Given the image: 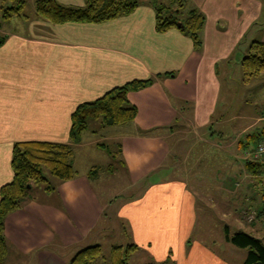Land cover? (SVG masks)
<instances>
[{
    "label": "crops",
    "instance_id": "0c3cea01",
    "mask_svg": "<svg viewBox=\"0 0 264 264\" xmlns=\"http://www.w3.org/2000/svg\"><path fill=\"white\" fill-rule=\"evenodd\" d=\"M56 1L66 7L86 6L85 0ZM141 1L145 4L130 15L100 25L52 26L37 16L5 24L0 20V34L9 31L3 34L6 41L0 47V192L14 179L15 145L46 142L81 147L86 138H96L109 128L87 130L73 144L72 116L80 105L129 83L154 79L153 86L129 93L138 115L130 124L112 127L122 128L114 151L92 144L113 159L122 158L129 187L143 190L125 200L113 218L129 224L139 250H149L159 264L169 260L230 264L213 247L190 242L191 222L196 219L199 191L215 188H207L209 171L217 169L203 168L208 162L206 150L210 153L206 144L218 138L224 145L216 149L231 151L232 143L221 140L222 134L216 137L208 131L216 126L223 86L231 91L251 45L264 43V33L257 34L264 31V0H188L187 10L206 19L201 52L177 29L158 33L155 10L148 4L151 0ZM261 113L250 118L244 131L247 137L264 130ZM241 119L235 116L229 124ZM187 128L193 133L188 134ZM186 142L194 143L189 159L195 160V148H200L197 165L201 170L195 164L190 173L200 174L193 180L195 194L183 180L168 177L177 171L178 162L170 165L171 158L179 161ZM241 142L239 138L234 143ZM225 158L218 160L223 164ZM73 166L77 176L72 181L49 179L54 192L38 190L33 200L6 219L8 249L22 259L20 264H71L84 250L85 239L101 224L106 206L92 180L103 170L94 167L98 174L91 177V171ZM222 180L219 185L226 186L231 178ZM204 198L209 203L207 194H202Z\"/></svg>",
    "mask_w": 264,
    "mask_h": 264
},
{
    "label": "rangeland",
    "instance_id": "374dc122",
    "mask_svg": "<svg viewBox=\"0 0 264 264\" xmlns=\"http://www.w3.org/2000/svg\"><path fill=\"white\" fill-rule=\"evenodd\" d=\"M161 1L170 6L169 0ZM10 4H12L10 1L0 0V8L1 5L6 6ZM24 15H27L30 19L36 16L34 0L27 3ZM176 17L185 21L187 14L184 12L182 15L177 14ZM261 31L263 30L261 29ZM8 32L3 31L0 37ZM262 33L264 31H257L259 36ZM251 36H255L254 32L251 33ZM235 79L236 84L230 89L231 91H228L225 85L223 86V93L221 94L219 107L215 115L216 126L214 129L208 131V134L215 132L216 137L222 134L219 137L221 140L226 141L227 145L232 143L231 151L229 153L222 149H216V146L224 145V142L218 138H216L215 142L208 141L210 144H206L210 153L206 150L207 154L205 153V155L207 157L205 159L208 161V164L205 163L203 168L205 170L210 168L217 169L215 173L212 170L209 171L210 177H208L207 181L210 185L207 188H215L210 191H199L200 195L197 193L199 203L196 205V219L191 222L193 230H191L192 238H190V242H202L213 247L216 254L230 264H244L249 251L240 249L231 244V242H228L225 227L230 226L232 235L238 230H243V232L264 241V216L260 217V213H264V168L248 166V163L264 164V158L258 159L255 155L256 148L264 142V137L260 140L247 141V136L244 132L250 125V118H256L261 112H264V73L250 84H246V82L244 83L245 78L242 67L239 66ZM256 91H259V94H256ZM235 116H241L243 119L229 124V121ZM245 118H247L248 122L245 121ZM99 121H90L88 131L93 132L99 129ZM120 129L122 128H109L105 134L103 133L96 138H92V136L86 138V142L81 147L73 146V164L78 170L90 172L94 167H99L100 170H103L99 171L98 177L93 179L92 182H94L95 190L101 202L106 206V214L98 228L91 232L85 239L84 245L81 246V249L95 246V244L101 246L102 258L97 264H111L110 257L114 246L126 248L129 245L138 246L137 244H139L129 224L113 218V216L125 200L141 195L143 190L140 188L141 186L135 188L129 187L126 171L122 167V158L113 159L105 151H100L96 145L92 146L94 142H97L96 144L104 145L114 151L116 146L120 144L118 139L121 135ZM175 129L178 131L177 128ZM190 129L187 128V130ZM191 133H193L192 130L188 132V134ZM176 138H178V135ZM239 138L249 142V149L244 150V146L234 143ZM210 139H212V136L208 138V140ZM175 142L173 141L174 145ZM212 146H215V148ZM182 147L184 149L182 148L183 150L180 152L181 158H179V161L171 158L169 162L170 165L178 162L176 165L177 171L170 175L168 174V177L169 180L174 178L183 180L190 191L195 194V182L193 180H198L197 177L200 174L194 175L190 173L196 168L195 164L197 166L196 170H201L197 165V159L200 157L197 153L200 148H195L197 152L194 154V160L189 159L192 148H194V143L186 142ZM229 156L231 160H228ZM219 157H226V162L222 164L221 159L220 161L218 160ZM228 164L230 165L229 169L227 167ZM111 166H114L112 173L108 171ZM44 174L48 179L52 180L54 178L51 177L49 171L46 169ZM221 178H231V181L225 183L226 186H223L221 183L219 185V182H223ZM32 185L35 187V194L38 190L44 191L45 186H41L38 189L36 188V184ZM142 186L144 187L145 185ZM34 191L32 192L34 193ZM208 191L211 195H208ZM202 194L203 196L207 194L210 197L209 203L206 202L205 198L201 200ZM142 249L132 255L130 264H159L155 261L149 250ZM21 262L22 259L19 256H14L9 252L5 264H20ZM163 264H173V261H166Z\"/></svg>",
    "mask_w": 264,
    "mask_h": 264
},
{
    "label": "trees",
    "instance_id": "16d2710c",
    "mask_svg": "<svg viewBox=\"0 0 264 264\" xmlns=\"http://www.w3.org/2000/svg\"><path fill=\"white\" fill-rule=\"evenodd\" d=\"M10 5H1L2 24L14 18L30 20L24 15L27 3L31 0H7ZM36 16L40 21L52 26L64 25H100L118 18L128 16L145 4L141 0H85L84 8L66 7L56 0H34ZM170 6L161 0H152L148 4L156 13V30L165 33L177 29L185 36L191 38L196 52H201L203 42L201 33L205 26V17L197 11H188V0H169ZM15 4V5H13ZM187 14L182 21L176 15ZM182 28H178V24ZM6 37H0V47L5 44ZM240 66L245 78L244 83L249 84L264 73V43L255 42L241 61ZM155 83L154 79L135 81L123 87L115 88L100 99L80 105L72 116L71 140L78 144L81 136L88 130L89 122L97 120L101 129L119 127L135 121L138 109L133 106L128 95L131 92L143 91ZM264 137V130L247 137V141L260 140ZM249 142L243 141L240 145L244 150L249 149ZM261 143V142H260ZM262 142L261 144H263ZM260 144V145H261ZM256 158H264L257 156ZM101 148L103 146H100ZM104 148V147H103ZM74 151L71 146L46 142H29L17 144L13 150L12 168L14 179L1 189L0 192V264H5L9 254L8 243L5 237V221L13 213L23 209L26 202L34 199L35 187L45 186L44 192L51 194L56 187L45 176V169L61 183L72 181L77 173L73 166ZM250 164V165H249ZM248 166L264 168L263 163H248ZM98 169L91 170L90 176L96 177ZM34 191V193L32 192ZM264 213H260V217ZM226 239L234 246L248 250V257L244 264H264V241L249 235L243 230L231 234L230 226L225 227ZM135 245L114 246L112 248L111 264H130L131 257L138 252ZM102 258L101 246L88 247L79 252L71 264H97ZM170 261V260H169Z\"/></svg>",
    "mask_w": 264,
    "mask_h": 264
},
{
    "label": "built area",
    "instance_id": "2783aa9c",
    "mask_svg": "<svg viewBox=\"0 0 264 264\" xmlns=\"http://www.w3.org/2000/svg\"><path fill=\"white\" fill-rule=\"evenodd\" d=\"M257 156L263 157L264 156V143L260 145Z\"/></svg>",
    "mask_w": 264,
    "mask_h": 264
},
{
    "label": "water",
    "instance_id": "95a60500",
    "mask_svg": "<svg viewBox=\"0 0 264 264\" xmlns=\"http://www.w3.org/2000/svg\"><path fill=\"white\" fill-rule=\"evenodd\" d=\"M183 27V25L180 23V24H178V28H182Z\"/></svg>",
    "mask_w": 264,
    "mask_h": 264
}]
</instances>
